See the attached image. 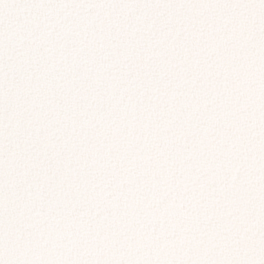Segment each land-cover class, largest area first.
<instances>
[{
  "label": "snow or ice",
  "instance_id": "obj_1",
  "mask_svg": "<svg viewBox=\"0 0 264 264\" xmlns=\"http://www.w3.org/2000/svg\"><path fill=\"white\" fill-rule=\"evenodd\" d=\"M0 264H264V0H0Z\"/></svg>",
  "mask_w": 264,
  "mask_h": 264
}]
</instances>
